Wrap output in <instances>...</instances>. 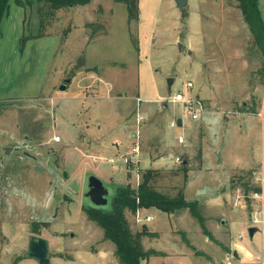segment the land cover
I'll return each mask as SVG.
<instances>
[{
	"label": "rangeland",
	"instance_id": "obj_1",
	"mask_svg": "<svg viewBox=\"0 0 264 264\" xmlns=\"http://www.w3.org/2000/svg\"><path fill=\"white\" fill-rule=\"evenodd\" d=\"M23 1L24 5L11 0L10 14L1 24L0 108H4L2 103L8 107L0 112V144H12L19 136L35 137L38 133L31 150L40 153L35 164H25L16 156L15 149L10 156L5 150L0 152V173L7 171L6 177L10 172V178L15 180L9 189L10 204L4 218L10 210V216L18 218V203L26 196L31 200L28 206L31 212L39 211L45 218H51L58 198L69 193L76 199L72 211L60 210L50 223L58 229L71 228L69 241L80 250L78 264H104L107 259L95 262L94 254L86 250L95 247L102 228H88L90 221H82L77 210V202L84 203L88 173L99 174L104 182L107 174L112 175L115 182L107 181V184L136 187L142 172L150 167L149 162L162 158L161 166L153 167L150 182L156 189L175 195L182 190L185 170L181 163L174 165L171 159L179 155L188 159L191 167H198L202 163L200 139L205 135L209 148L213 146V162L204 163L202 170L193 173L203 175L198 176L196 189L192 183L193 188L187 192V198L193 200L198 195L203 198L206 193L211 196L220 190L219 184L214 183L216 179L210 182L212 174L204 170L217 159L223 160L226 169L240 159L264 164V90L256 87L257 94L246 97L256 80L264 79V53L254 41L237 0H188L185 16H181L174 0H140L141 12L137 19L131 20L126 4L120 0H91L85 5L63 7L59 12L53 11L45 1ZM257 6L264 20V0H257ZM84 68L104 74L112 80L113 87L100 89L97 77L80 76L79 71ZM71 74L75 76L69 88L59 90L60 83ZM168 77L173 78L170 85ZM177 91L184 97H196V93L200 97L213 94L225 97L228 108L214 113L205 106L193 120L187 113V104L171 100ZM138 95L141 101L136 99ZM243 100L247 103L245 107L258 105L260 114L239 115L235 119L236 115L229 110H240ZM140 103L142 108L147 105L153 111L136 121ZM223 114L229 117L228 123L223 122ZM174 116L181 117L183 124L169 126ZM189 123L201 127L192 133L185 127ZM132 132L141 154L136 162H125L124 154L133 142ZM180 132L188 140L193 136L199 140L175 145L174 136ZM55 133L61 141L52 139ZM254 170L234 172L227 182L229 196L235 199L246 194L239 197L246 203L241 208L244 212H250L253 207L251 199L248 204L252 190H246L241 181L248 180L250 185L264 189ZM230 206L202 205L200 210L209 226L222 214L226 215L230 220L226 230L231 241L247 245L250 240L246 226L250 219L238 205ZM124 211L132 231L141 229L144 223L158 231L155 236L144 235L142 244L166 251L150 255L153 257L149 256V260L143 258L140 264L226 263L223 247L195 232L199 221L188 210L183 212V220H170L187 228L190 237L187 239L196 244L198 252L187 247L178 229L170 231L166 213L155 207H141L135 213L127 208ZM147 214H152L151 221L145 220ZM34 223L37 226L45 222ZM74 231L76 235L72 237ZM240 232L242 239L238 236ZM50 234L54 232L51 230ZM263 234L264 223L251 245L256 243L260 247ZM60 244L53 241V250ZM173 248H180V253H175ZM202 249L205 253L199 251ZM17 254L12 256L11 264L20 257ZM230 260L232 264H257L240 254Z\"/></svg>",
	"mask_w": 264,
	"mask_h": 264
},
{
	"label": "crops",
	"instance_id": "obj_2",
	"mask_svg": "<svg viewBox=\"0 0 264 264\" xmlns=\"http://www.w3.org/2000/svg\"><path fill=\"white\" fill-rule=\"evenodd\" d=\"M85 4H87V3H85ZM85 4H76V5H85ZM70 6H75V5H70ZM70 6H68V7H70ZM10 7H11V5H10ZM10 7H9L8 12L5 14V16L10 14ZM141 7H142L141 2H140V0H138V13L139 14L141 12ZM39 9L40 8L38 7V10ZM60 10H62V8H58L55 11L59 12ZM22 17L23 16L21 15V22H22ZM188 52L191 53L192 51L190 49H188ZM79 72H80V76H84L85 78H90V77L96 78L97 77V81H99L98 85H99L100 89L104 88L107 90V89H109V88L111 89L113 87L112 80H110V78H107L104 74L96 73L94 71L91 72L89 68L88 69L84 68V69H82V71H79ZM74 76H75V74H73V77ZM263 83H264V79L262 80V82L261 81L258 82L256 80V82L253 85V90L249 93H246V97L249 94L256 95L257 94V88L256 87L261 86V88H263V90H264ZM85 96L86 97H93L94 95L93 96L85 95ZM196 97L201 100V102L203 103V107H205V106L208 107L211 112H214V113L221 112L222 113V112H224L225 108H228L227 106H225V99H226L225 97H221V96H218L215 94H213L211 97H205V96L200 97L199 93H196ZM136 99L138 101H141L139 95L136 96ZM258 99H259V97H258ZM137 104H138V102H137ZM163 104L166 105L165 103H163ZM246 105H247V103H246ZM2 106L4 108L1 107L0 112L4 111L8 107L7 105H5L3 103H2ZM258 107H259L258 105L257 106L254 105L251 107L250 106L245 107L242 105L240 110L232 109L233 107H230V109H232V110H229V111H231L230 112L231 114L236 115V116H234V118L237 119V118H239L238 117L239 115H243V117H244V115H246V114H253V113L260 114ZM250 108L253 109V111L245 110V109H250ZM137 109H138V107H137ZM139 109L140 110L136 112V121H138V119L144 118L146 114L150 115L151 114L150 112L153 111L147 105L146 106L144 105V108H142L141 103L139 105ZM226 110H228V109H226ZM178 117L174 116L173 118L170 119V121L175 120L176 124H178L177 123ZM227 118H229V117H226V115H224V114L222 115L223 122L228 123ZM235 119H233V120H235ZM170 121H169V126H173L170 124ZM182 124H183V120L181 118V124L180 125H182ZM185 127H186V129L190 128L189 132L192 131V133H194V129H196V128L200 129L201 126H197L194 124L191 125L189 123V124L185 125ZM42 131L43 130H41V132H39V133L42 134L43 133ZM184 132H180V133H182L186 139V135ZM36 135H35V137L31 136V135L19 136V138H16L12 144H0V152L2 150H4V147L6 145H11L13 147V149L16 150V156L23 159L25 161V164L26 163L29 164V162H32L33 164H35L36 163L35 159H37V161L39 160V153H40V151L31 150V146L34 145L33 140L36 138ZM204 136L205 135H203L202 139H200L201 152H202V156H201L202 157V163H200V165H198V167L193 168V167H191V164H190L188 159H182V161H181V168L185 170V177H184L185 179H184V184L182 185V190H183L184 196L187 200H192V199L187 198V192L189 194L190 193L189 189L191 190V188H193V187L195 188L197 186V184L200 181V180H198V176H203V175H197V174H193V173L195 171L202 170L204 163L209 162V161L213 162V160H212V156H213V152H214L213 146L211 145L209 148V145L207 144L206 138ZM132 137H133L132 145L137 143L139 145V149H140V144L138 143V141H134L137 138L135 136L134 132H132ZM174 138H175L174 144L176 145L178 143L176 140L177 137L174 136ZM49 139H51V137H49ZM52 139L54 140L53 137H52ZM197 140H199V138H197L196 136H193L191 140L186 139L185 143L190 144L191 142H196ZM59 141H61V139ZM205 141H206V143H205ZM43 142H41V143H43ZM185 143H180L181 144L180 146L185 145ZM22 151H28V152L32 153L34 157L31 155L29 157H27V154H25L23 157H20L18 154H20L19 152H22ZM86 153L90 154L89 151H86ZM144 153L147 154L146 152H144ZM5 154L10 156L12 154V151L10 154L6 153V152H5ZM140 154H141V150H140ZM170 156H172V155H170ZM165 159H167V158H165ZM171 161L173 163L172 159H171ZM145 162H147V161H145ZM162 162H164V159L161 158V160H160V159L155 158L149 162V166H150L149 168H153V167L158 168L161 166L160 164H162ZM183 164H185V166H182ZM222 164H223V160L217 159L214 164L210 163V166L208 165V166L204 167L205 168L204 170H207L208 173L210 172V174L213 175V176L211 175L210 182H213L216 179L214 183L219 184L218 189H220V190H218L217 192L215 191L211 196H209L207 193L203 195V198L198 197L199 195L196 196V198L193 200H196L198 202L199 210H200L202 205H212V206H215V205L223 206L224 205L225 207L226 206L229 207L230 205L231 206L238 205V207L240 209L243 208L244 204H246V203L243 202L242 199H239L238 197L237 198L235 197V199H234V197L229 196L230 195L229 192L226 191L227 182L232 177L234 172H238L240 170L243 171V170H246V168H252V169H256L254 171H255L257 177L260 178L261 182H262V179H264V164H259V163H256L254 161L244 162L243 159H240L239 161H235L232 165L227 167V169ZM26 167H28V165H26ZM214 168H215V170H214ZM6 172L7 171L1 170V173H0V189H1V191H0V195H1L0 196V237H1V239H0V264H11L12 256H14L17 253H18L17 255H19L20 257L17 256L19 258L17 261H15L14 264H40L36 258L28 255L29 239H30V235L33 233L40 234V235H42L48 239L49 248H50V256H51V260H52L53 264H67L66 263L67 261H69L71 264H78L77 263L78 258H79L78 254H79L80 250L75 246V244H72V242L69 241V233L71 231V228H66L65 230L64 229H58V228L54 227L52 225V223H50V221L52 222V220H54V216H57V214L60 210L62 212H71L72 211L71 205L75 203L76 199L74 197H72L69 193H65L64 195H61V197L58 198L59 203L56 206V208L53 210L51 218H45L44 215H42V213H40L39 211L37 213H35V212H31L29 210L28 206L31 205V200H28L29 198H27V196H26L25 198L22 199L21 202L18 203V206H19L18 209H19V213H20L18 218L10 216V213L12 212L11 210L9 211V214L7 212L6 218H4L5 217L4 213L8 209L7 208L8 204H10V202L8 201L9 189L13 187V183L15 181L14 179L10 178V174H11L10 172L5 177L4 174ZM96 175H99V174H96ZM204 178H205V176H204ZM107 181H109L110 183L115 182L112 175H110V174H107L105 177V182H107ZM242 181H241V183H242ZM192 183L195 186H193ZM118 185H120V184H118ZM190 186H193V187H190ZM23 187H24V193H27L25 186H22L21 189H23ZM260 189H261V186H260ZM3 195H5L6 197L3 198ZM83 206H84V203L81 200L79 202H77V210L82 215V217H81L82 221H84V220L90 221L88 228L97 229V226H99V225L95 221L88 218L87 214L84 211ZM152 207H149V208H152ZM155 209L167 214L169 221L171 223L170 231L172 228L173 229L176 228L180 231V233L183 236L186 235L185 236L186 239H187V237H189L187 235V232H188L187 228L179 227L177 224L172 223V221L170 220L171 218L173 220H175V218L176 219L179 218V219L183 220L185 218V215L183 214V212L185 213L186 210H188V212H190L188 207H183V208L177 209L173 212H166V211L160 210L156 207H155ZM241 211L243 213H245L246 215H248V217H250V212H244L243 209H241ZM22 213L24 214L23 217H21ZM139 213H140V211L138 212V216H139ZM200 213H201V210H200ZM150 215L152 216V214H150ZM201 215H202V213H201ZM202 217H203V224H204L206 230H204L202 224L198 220L199 221L198 222L199 228L197 227V230H195V232L197 231L199 235H203L204 240L209 241V242L212 241L214 244H216V245L218 244L219 246H222L226 252V261L225 262H227L228 260L231 261L230 257H233V256L237 257L240 254L241 256H244L249 261H252V262L254 261L257 264H260L257 261V256L259 254H262V253L264 254V234L261 235V237H260L261 238V243H260L261 248L256 243H254L252 245L250 243L253 240V237L257 231L253 234V236L251 238L248 236L250 241L248 242L247 245L246 244L243 245L239 242L231 241V238H230L231 236L228 234V232L226 230V227H228L230 220L227 218L226 215L222 214L220 218H218L215 222H213L212 226L207 225V223H205V220H206L205 217L204 216H202ZM152 218H153V216H152ZM221 218H223V219H221ZM11 219H15L14 221H16V222H12L13 220H11ZM139 219H140V216H139ZM151 220L152 219L146 220V221H151ZM38 221H40V222L44 221L45 223L43 225L37 224V227L39 228V232H36V231L32 230V226H33L34 222H38ZM231 223L234 224L235 222L231 221ZM249 223H250V221H249ZM249 223H247V226L249 225ZM50 224L52 225V228H51ZM91 224H93V226ZM143 225H146V224L144 223ZM146 226H147L149 231H152L155 233L154 235H151V236L157 235L158 231L150 229L148 227V225H146ZM82 229H84V228L82 227ZM82 229H80V230H82ZM259 229H260V227H259ZM51 230L54 232V234H50ZM44 233H46V234H44ZM75 235H76V232L75 231L72 232L71 236L73 237ZM239 235H241L240 238L242 239V237H243L242 232H240L238 234V236ZM53 241H55L57 243H61L55 250H53V248H52V242ZM62 243H64V245H62ZM189 243L190 244L187 243L189 246H187L186 243L184 245L187 246L188 248L194 247V249L197 250L195 247V245H196L195 243H193L192 241H189ZM143 244L145 245V249H148L145 242H143ZM94 246L95 247H93V249L86 247V250L89 251L90 253L94 254L95 262L99 261L98 259H103L104 261L107 259L104 264L109 263V262H110V264H112V263L118 264V259L116 257L115 252H114V244L111 241L103 238V229H102V234H100L99 241ZM150 248H153V247H150ZM180 248H178V250L173 248L174 252L180 253L179 252ZM154 249H156L158 251L161 250V249H158L156 247H154ZM24 251H26V252L24 254L20 255V253H22ZM161 251L166 252L163 250H161ZM199 251L205 253V251L203 249L199 250ZM234 251H236V254L234 253ZM165 254H169V253H165ZM15 257H16V255H15ZM150 257H153V256H150ZM150 257L145 258V260H149ZM167 264H169V263H167ZM173 264H177V263H173ZM231 264H232V262H231Z\"/></svg>",
	"mask_w": 264,
	"mask_h": 264
},
{
	"label": "trees",
	"instance_id": "obj_3",
	"mask_svg": "<svg viewBox=\"0 0 264 264\" xmlns=\"http://www.w3.org/2000/svg\"><path fill=\"white\" fill-rule=\"evenodd\" d=\"M19 4H25L23 0H16ZM48 2L53 11L58 8H66L70 5L85 4L90 0H39ZM118 1V0H117ZM126 4L128 19L138 18V0H120ZM249 25L254 41L264 53V20L257 6V0H237ZM11 0H0V32L3 17L8 12ZM32 2V1H31ZM264 73V71H263ZM244 109V108H243ZM251 110L253 109H246ZM182 166H185L183 164ZM153 168H146L142 172V178L136 187L128 185H117L111 197L110 208L94 207L84 205V211L88 218L95 221L103 229V238L114 244V252L118 264H140L141 260L160 251L154 248L145 249L142 244L144 235H154L146 225L135 232L131 230L125 216V209L135 213L138 208L156 207L166 212L188 207L192 215L198 218L204 230L203 217L200 213L196 200H187L183 190L175 195H168L154 187L150 182ZM251 170L249 171V173ZM248 180L242 181L246 190H259V185H250ZM250 200L248 198V204ZM32 230L39 232V228L33 223ZM206 232V231H205ZM185 237V236H184ZM186 239V238H185ZM188 244L189 241L186 239ZM192 246V245H191ZM193 247V246H192ZM194 248V247H193ZM197 251V250H196ZM198 252V251H197Z\"/></svg>",
	"mask_w": 264,
	"mask_h": 264
},
{
	"label": "water",
	"instance_id": "obj_4",
	"mask_svg": "<svg viewBox=\"0 0 264 264\" xmlns=\"http://www.w3.org/2000/svg\"><path fill=\"white\" fill-rule=\"evenodd\" d=\"M176 7L180 11L181 16H185L188 14L186 10V6L188 0H174ZM181 47V43H179ZM179 47V48H180ZM73 78V74L65 77L63 81L59 85V90L66 91L69 88V84L71 83ZM173 78L168 77L167 82L170 85ZM242 105H246V101H242ZM177 123L181 124V118H177ZM13 149L12 146H5L4 150L6 153H10ZM21 154H27V157L30 155L33 156L32 153L28 151L19 152ZM34 157V156H33ZM117 184L114 186L113 184H107L104 182L102 178H100L95 173H88L85 176L84 182V205H91L94 207L101 208H110L111 197L114 194ZM247 234L251 238L253 234L259 230L258 226L248 225L246 227ZM236 254V251H234ZM28 255L36 258L40 264H53L50 256V248L49 241L46 237L33 233L30 235L29 244H28Z\"/></svg>",
	"mask_w": 264,
	"mask_h": 264
},
{
	"label": "built area",
	"instance_id": "obj_5",
	"mask_svg": "<svg viewBox=\"0 0 264 264\" xmlns=\"http://www.w3.org/2000/svg\"><path fill=\"white\" fill-rule=\"evenodd\" d=\"M171 100L172 101H179L184 106H186V104H187L189 106L187 113L191 116V119L194 120L200 116V111L203 108V103L201 102V100L199 98L194 97V96L193 97H184L180 91H177L173 95ZM170 124L174 126V125H176V121L172 120V121H170ZM53 138L56 141H59L61 139L59 134L53 135ZM177 142L178 143H185L186 142L185 137L182 133H179L177 135ZM139 154H140L139 145L136 143V144L132 145L130 150L124 154V161L125 162H128V161L136 162L139 159V157H138ZM111 160H112V158H111ZM181 161H182V159L180 158L179 155H176L173 158V164L174 165L181 163ZM262 183L264 184V179H262ZM242 195L246 196V194H242ZM242 195L239 194L238 198L239 197L244 198V196H242ZM248 196H249V199H251V207L253 205V207L251 208V211H250V217H249L250 223H249V225H255V226L261 227V224L264 223V200H263L264 199V189L261 188L259 190H252V192ZM253 200L254 201L257 200L256 203L252 202ZM259 200H260V202H259ZM136 219L139 220L138 215L136 216ZM145 219L150 220V219H152V216L150 214H147L145 216ZM239 237H241V235H239ZM257 261L260 264H264V254L263 253L259 254L257 256ZM226 264H231V261L228 260L226 262Z\"/></svg>",
	"mask_w": 264,
	"mask_h": 264
}]
</instances>
